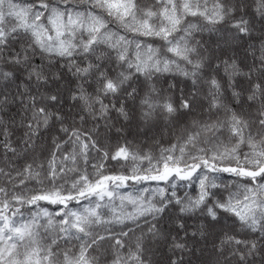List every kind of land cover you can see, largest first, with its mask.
I'll list each match as a JSON object with an SVG mask.
<instances>
[{
    "label": "snow or ice",
    "instance_id": "6c2138e0",
    "mask_svg": "<svg viewBox=\"0 0 264 264\" xmlns=\"http://www.w3.org/2000/svg\"><path fill=\"white\" fill-rule=\"evenodd\" d=\"M0 264H264V0H0Z\"/></svg>",
    "mask_w": 264,
    "mask_h": 264
}]
</instances>
